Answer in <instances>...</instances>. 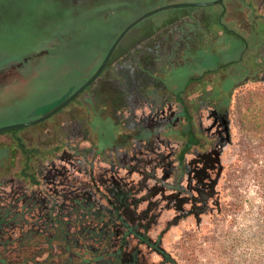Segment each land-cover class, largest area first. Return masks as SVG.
<instances>
[{
    "label": "rangeland",
    "instance_id": "1",
    "mask_svg": "<svg viewBox=\"0 0 264 264\" xmlns=\"http://www.w3.org/2000/svg\"><path fill=\"white\" fill-rule=\"evenodd\" d=\"M248 1L0 0V128L29 124L0 131V210L17 215L0 229L4 258L60 264L64 255L44 239L51 230L45 210H70L63 195L73 188L94 194L90 177L100 185L114 173L124 185L132 183L131 195L144 199L128 214L135 231L125 246L129 259L264 264V7L248 11ZM97 2L104 5L99 12L87 7ZM147 13L113 54L103 88L93 93L91 84L43 119L94 76L120 32ZM129 65V79L146 85L138 99L123 82ZM212 110L223 112L228 128L216 136L218 179L205 209L181 213L157 191L145 199L139 188L154 182L143 172L153 167L159 180L172 171L173 148L181 149L188 124L216 141ZM173 113L180 121L169 126ZM198 150L185 153L188 168ZM68 162L76 168L69 171ZM54 174L55 184L48 182ZM176 178L165 182L168 190L178 189ZM55 194L53 206L41 203ZM157 201L161 207L154 208ZM28 232L32 239L23 245Z\"/></svg>",
    "mask_w": 264,
    "mask_h": 264
},
{
    "label": "flooded vegetation",
    "instance_id": "2",
    "mask_svg": "<svg viewBox=\"0 0 264 264\" xmlns=\"http://www.w3.org/2000/svg\"><path fill=\"white\" fill-rule=\"evenodd\" d=\"M244 5L247 7L248 11L252 12L254 7H262V6L264 7V0H258V1L257 0L256 1L249 0L248 2L244 3ZM258 24H259L258 26H260V28H261L260 29V31H261L262 27H263V23L258 22ZM123 38L116 45L115 49L113 50L112 54L110 55V57L106 63V65L101 70L100 74L91 83L93 85L95 84V89L93 90V93L100 91V89L103 88L101 83L104 82V80H106L105 77L110 76V75L107 76V73H105V75H104V72L108 69V66H109L108 64L113 59V54L115 53V51L117 50V52H118V50L120 49L119 46L121 45ZM102 64H103V62L98 67L96 73L98 72V70L100 69ZM126 69L129 72H127L128 74H125V77L123 78V80H124L123 82H125L124 85L127 88L129 87V90H132V91H130L132 93V95L138 99V98H140V92H138V91H141L142 90L141 88L145 87L146 85L140 86L138 84H135L133 80L129 79V78H134V73L132 72V71H134V68L131 65H129ZM130 72L132 74H130ZM90 85H89V87H90ZM124 85L122 84V87H119V91L122 89L125 91V88H123ZM123 90H122V92H123ZM119 91L117 90L118 94H119ZM182 104H184V103L182 102ZM212 112L213 113L211 114L210 117H212V119L214 120V124L212 127L214 129H216V131H217V134H215V135L213 134L215 136V139H216V136L217 137L219 136L218 131H220L221 128L223 129V131L227 132L228 122H227V119L225 118L223 112L220 113V112H218V110H212ZM219 114L222 117L218 116ZM173 115H174V118L173 119L171 118V123L168 122L169 126H174L175 124L178 123V121H180V117L177 114L175 115L173 113L172 116ZM183 118L188 123L189 122L188 119H190L189 112H188V117H183ZM190 125L188 124V126H186V128H184V130L181 132V134H183L184 139H185L184 142H182L181 149L179 148V146L173 148L174 149L173 151L177 150L178 152H177L175 161L171 164V167L173 168L172 171H170V173H164L163 172L165 178L163 179L161 176V179L156 180L155 176L151 172L153 170V167H148V170L143 172L144 173L143 179L145 181L152 180L154 183L151 186H146L145 184H142L141 185L142 187L139 188V192H138L140 194L141 189H142L143 190L142 194L145 193L144 197H146L145 199H148L149 196L146 195V193H153L154 194L157 191V193H160L161 196L163 195V199L165 200L164 202L166 203L165 204L166 206L174 208V210L180 211L181 213H184L183 210H189L188 213H197L198 212L197 209H199L201 207V205H203L201 211L204 210L206 207V204H204V203L207 199H209L212 196L215 184H216L217 179H218V174H217V172L215 174V171L217 170V168L219 166V151L217 150V147H219L220 139L218 138V139H216L215 142H213L214 140L211 138H204V137L198 135L197 133H195ZM187 132H188V134L191 135V139H188V138L186 139ZM146 134H147V132H146ZM149 135H151L150 131H148V137H149ZM148 139H150V138H148ZM152 140L153 139H150L149 141H152ZM161 141H162V144H164L165 141L164 140H161ZM210 143H211V146H207ZM199 148H201L202 150H198V151H200V153L197 152L194 154V156L196 155L195 159L192 158V160H191L192 166H190V168H188L187 167L188 162H186L187 160H185L187 155L185 153L190 149H192L194 151V150H197ZM68 163L70 165L72 164V162H68ZM185 166H186V168H184ZM73 167L76 168V166L71 165L69 168L70 169L69 171L73 170L74 169ZM180 174H182L181 176H183V177H181ZM213 174H214V176H213ZM174 177H177L176 180L178 179V177L179 178L181 177L179 181L174 180L176 182V185H178V189H176L177 187H169L171 189L168 190V185L165 184V182L168 181L169 179H171V180L174 179ZM45 178H47V177L44 176V177H41L39 179L43 180ZM52 179H53V181L51 180L48 182L55 184L54 180L57 179V174L52 175ZM37 181H38V179H37ZM33 182H36V181L34 180ZM99 182H100V185L97 184V182L95 181V178L90 177L89 185L91 186V188L93 186V188L95 190L94 194H91L88 191L87 192H85V191L79 192V190L77 193L76 192L77 188H73L74 190H72V194L69 191L70 194L67 193V194L63 195V198L67 199L68 202L70 203V206L72 207L73 202L76 204L77 199L82 197V195H84V199H82V200L85 202V205L88 204V206H90V207L91 206H97L101 209L104 208L107 210H120V211H122V214L134 213L135 210H139V208L141 207L140 203L143 202L144 199H140V197H136L135 195H131L130 192L132 191L133 186H132V183L130 181H127L125 183V184L129 185V186H126V185H124V183H122L121 179L118 180L115 177V174L111 173L110 176H108V177H102L101 181L99 180ZM42 183H44V181L40 182V185H41L40 187H43ZM50 187H52L51 184H50ZM183 188L186 190L182 191ZM187 191H189L190 194ZM153 194H150V197L153 196ZM58 197L59 196H57L55 194L54 196H51V198L50 197L47 198V200L49 199L48 202H46L47 200L42 199L41 203L45 202V203H47V205H50L52 203V206H53L54 203L59 199ZM155 197H156V195H154V198ZM70 198H72L73 201H71ZM151 205L153 207L154 206L155 207H161V203L159 201H157L155 203L153 202V203H151ZM187 205L190 206V209L185 208V206H187ZM70 206H69V208H70ZM44 209H45V207H43V210ZM125 210H127V211H125ZM146 210H151V206H147ZM183 215H186V214H183ZM183 215L177 216V218H181ZM125 219H126V221L129 222L128 215L125 217ZM175 220H177V219H175ZM129 262L133 263V264H138V260H136L135 255H133L131 257V259H129Z\"/></svg>",
    "mask_w": 264,
    "mask_h": 264
},
{
    "label": "trees",
    "instance_id": "3",
    "mask_svg": "<svg viewBox=\"0 0 264 264\" xmlns=\"http://www.w3.org/2000/svg\"><path fill=\"white\" fill-rule=\"evenodd\" d=\"M87 7L99 12L104 5L97 2ZM16 143L22 152L29 154L22 141L17 140ZM260 186L264 187V181ZM70 199L73 201L72 198ZM82 199L84 195L77 199L76 204L73 202V206H70L71 210L50 208L43 214L46 219L44 225L48 228L51 225V230L47 231L48 234L44 239H47L48 247L52 248L56 245L62 252L59 257L64 255L60 264H133L129 262V256L124 253L128 236L135 234L134 227L125 219L128 214H122L120 210L104 208L103 210L97 206L91 208L88 204L85 205ZM261 213L264 220V210H261ZM70 215L73 220L70 219ZM16 216L12 215L10 210H0V229L2 226L10 225ZM31 236V232L22 235L25 238L23 245L31 241ZM18 244L20 245L19 241ZM5 249V246H2L0 264H25V261L9 262L3 255ZM81 249L83 251L79 252L78 250Z\"/></svg>",
    "mask_w": 264,
    "mask_h": 264
},
{
    "label": "water",
    "instance_id": "4",
    "mask_svg": "<svg viewBox=\"0 0 264 264\" xmlns=\"http://www.w3.org/2000/svg\"><path fill=\"white\" fill-rule=\"evenodd\" d=\"M187 5H195V4H187ZM162 9V8H159ZM158 9V10H159ZM156 11V10H155ZM149 13L142 15L141 17L137 18L135 21H133L132 23H130L128 26H126L121 32L120 34L117 36V38L115 39V41L113 42V44L111 45V47L109 48L105 60L101 66V68L98 70V72L91 77V79H89L87 82H85L82 86H80L73 94H71L67 99H65L55 110H53L50 114H48L47 116H45L43 119H45L46 117L50 116L51 114H53L54 112L58 111L59 109H61L62 107H64L72 98H74L76 95H78L80 92H82L86 87H88L95 79L96 77L99 75V73L101 72V70L103 69V67L106 65L110 55L112 54L113 50L115 49L116 45L118 44V42L125 36V34L129 31V29L138 21L142 20L144 17H146ZM29 125L28 123L25 124H20V125H15V126H6V127H1L0 131L3 130H7L13 127H19V126H27Z\"/></svg>",
    "mask_w": 264,
    "mask_h": 264
}]
</instances>
